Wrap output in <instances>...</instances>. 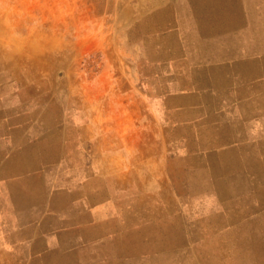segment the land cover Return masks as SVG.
Here are the masks:
<instances>
[{"label":"crops","instance_id":"crops-1","mask_svg":"<svg viewBox=\"0 0 264 264\" xmlns=\"http://www.w3.org/2000/svg\"><path fill=\"white\" fill-rule=\"evenodd\" d=\"M129 2L138 3L132 11L140 19L146 94L145 104L125 103L123 110L147 111L154 127L147 125L145 135L133 136L132 116L119 130L115 120L104 128L94 113L99 106L84 104L77 91L71 105L52 101L45 91L37 95L34 84L20 82L19 56L0 46V264H93L90 254L108 247L117 233L130 237L133 223L162 216L157 201L149 213L146 199L133 202L131 190L133 184L162 186L166 145H182L191 159L205 160L186 184L168 170L166 186L177 200L184 186L189 193L212 187L223 201V186H236L232 178L239 175L258 174L264 184V135L256 125L264 117V0ZM61 95L68 97L67 90ZM105 109L114 111L115 104ZM134 139L139 145L133 148ZM128 156L134 164L126 163ZM260 200L264 204L262 192ZM233 222L207 220L215 228ZM216 241L222 250L264 247L253 236Z\"/></svg>","mask_w":264,"mask_h":264},{"label":"rangeland","instance_id":"rangeland-1","mask_svg":"<svg viewBox=\"0 0 264 264\" xmlns=\"http://www.w3.org/2000/svg\"><path fill=\"white\" fill-rule=\"evenodd\" d=\"M137 8L138 3L129 0H0V46L12 48L21 57L16 68L20 82L34 84L37 95L45 91L51 93L52 101L71 105L76 102L77 91L84 104L99 106L94 113L99 115L104 128L107 122L115 120L119 130L125 120L129 125L132 116L133 136L145 135L147 125L154 127L149 125L147 111L123 110L125 103L145 104L146 91L140 80V19L133 16L138 12L132 11ZM27 72H35V77L27 79ZM65 89L68 97L61 95ZM110 103L115 104L114 111L105 109ZM260 120L258 129L264 135V117ZM136 145L139 139L136 142L134 139L133 148ZM192 154L182 145L179 150L166 145L161 166L162 186L144 188L133 184L131 190L133 202L141 195L146 199L149 213L157 201L164 209L162 216L153 213L146 221L133 223L130 237L127 232L117 233L108 247L90 254L88 262L264 264V247L258 251L222 250L216 241L232 234L259 237L264 242V204H260L264 184L256 177L258 174L232 178L236 186H223L226 192L223 201L217 200L214 188L209 186L212 192L206 193H189L180 186L183 191H179L177 200L172 186H166L172 178L168 170L178 172L179 183L186 184L190 172L194 173L193 168L201 170L205 161L191 159ZM126 163L134 164V161L129 157ZM260 166H264V158H260ZM260 170L264 172V167ZM175 201L177 206L173 210ZM212 216L231 218L234 222L215 228L207 223ZM140 225H147L150 230L134 231Z\"/></svg>","mask_w":264,"mask_h":264},{"label":"clouds","instance_id":"clouds-1","mask_svg":"<svg viewBox=\"0 0 264 264\" xmlns=\"http://www.w3.org/2000/svg\"><path fill=\"white\" fill-rule=\"evenodd\" d=\"M257 127H259V122H256ZM211 207V205H209Z\"/></svg>","mask_w":264,"mask_h":264},{"label":"bare ground","instance_id":"bare-ground-1","mask_svg":"<svg viewBox=\"0 0 264 264\" xmlns=\"http://www.w3.org/2000/svg\"><path fill=\"white\" fill-rule=\"evenodd\" d=\"M19 58H21V57H19ZM20 61V60H19ZM22 61V60H21Z\"/></svg>","mask_w":264,"mask_h":264}]
</instances>
